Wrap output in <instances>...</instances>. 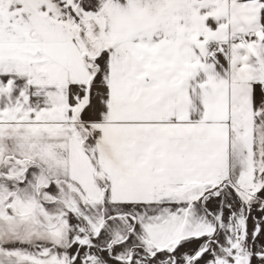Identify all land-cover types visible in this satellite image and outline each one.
I'll use <instances>...</instances> for the list:
<instances>
[{
	"label": "snow or ice",
	"instance_id": "1",
	"mask_svg": "<svg viewBox=\"0 0 264 264\" xmlns=\"http://www.w3.org/2000/svg\"><path fill=\"white\" fill-rule=\"evenodd\" d=\"M0 264H264V0H0Z\"/></svg>",
	"mask_w": 264,
	"mask_h": 264
}]
</instances>
